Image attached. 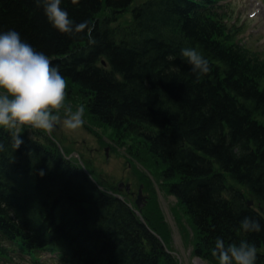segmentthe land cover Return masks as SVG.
Listing matches in <instances>:
<instances>
[{"label": "trees", "instance_id": "1", "mask_svg": "<svg viewBox=\"0 0 264 264\" xmlns=\"http://www.w3.org/2000/svg\"><path fill=\"white\" fill-rule=\"evenodd\" d=\"M134 1L62 0L76 23L92 27L94 44L86 32H57L34 0H0V31L16 30L47 55L75 87L66 95H78L94 124L141 139L162 164L165 191L196 231L195 256L217 264L219 237L225 246L254 244L256 264H264V216L246 204L264 202V62L223 35L220 23L197 14L203 0L130 8ZM183 48L199 51L210 72L197 79ZM13 135L0 129V243L16 237L21 249L58 250L62 264H177L127 206L53 145H45L53 153L45 149L39 133L33 140L19 135L17 149ZM155 216L150 225L164 239ZM246 216L261 231L244 232Z\"/></svg>", "mask_w": 264, "mask_h": 264}, {"label": "clouds", "instance_id": "2", "mask_svg": "<svg viewBox=\"0 0 264 264\" xmlns=\"http://www.w3.org/2000/svg\"><path fill=\"white\" fill-rule=\"evenodd\" d=\"M41 8L48 23L57 32L69 36L87 34L89 44H94L92 27L87 21L76 23L66 10L61 7L62 0H34ZM181 56L191 66L197 79L210 72L206 58L195 48L181 49ZM66 82L59 67L52 65L43 52L37 51L24 41L14 29L0 31V127L15 130L18 126H30L42 130L49 136L61 123L58 110L64 104ZM84 106H80L67 119L62 121L68 129H79L84 124ZM23 141L19 132L13 135L15 149ZM4 150L0 143V151ZM244 232H259V221L244 217L240 221ZM212 256L218 264H256L257 248L254 244L241 240L239 244H228L217 238Z\"/></svg>", "mask_w": 264, "mask_h": 264}, {"label": "rangeland", "instance_id": "3", "mask_svg": "<svg viewBox=\"0 0 264 264\" xmlns=\"http://www.w3.org/2000/svg\"><path fill=\"white\" fill-rule=\"evenodd\" d=\"M142 1L136 0L139 3ZM248 9L250 10V6H248ZM129 17L130 9L123 14L120 20L125 24L129 22ZM260 22L264 27V20H260ZM262 37H264L263 33H257L255 38H253L252 46L254 50L259 51L255 46L260 47L259 41L263 39ZM255 42H257L256 45ZM66 88L72 89L73 92L75 91L73 90L75 87L69 86L67 83ZM2 93L3 90H0V94ZM80 104L78 95L70 93L65 96V101L61 108L53 110L61 118V123L57 125L56 130L52 133L54 145H59L66 154H70L76 164H80L76 156L79 157L82 162L80 165L88 172L93 173V178L96 182L105 191H111L113 194L122 197L126 204H131L128 200L132 202L133 198L128 196L129 194L124 189L117 191V184L120 183L123 186L124 183H128L130 185V193H136L139 186L142 185L143 192L148 199L150 186L153 187L154 191H151L153 198L147 204V208L155 212L156 218L161 217V228L167 233V237H164L165 244L170 249H173L174 255L178 259L177 261L181 262V264H216L215 261L198 260L190 252L192 251L196 232L190 226L188 217L184 214L179 203L165 192L166 184L160 178L163 170L150 156L140 138L124 131L116 132L111 128H100L96 124L91 125L94 122H91L85 113L83 116L84 124L79 129L72 130L63 125L62 121L75 112L81 106ZM32 131L39 133L42 141L48 137L47 133L42 130L32 129ZM96 134H98L99 138H97ZM146 178L149 180L150 186L144 182ZM236 188L238 191H244V188L238 185H236ZM131 205L136 208L133 204ZM255 205L263 206L264 209V204L255 202ZM143 210L145 215L151 217L150 212L145 207ZM148 220L149 222L151 221L150 218Z\"/></svg>", "mask_w": 264, "mask_h": 264}, {"label": "water", "instance_id": "4", "mask_svg": "<svg viewBox=\"0 0 264 264\" xmlns=\"http://www.w3.org/2000/svg\"><path fill=\"white\" fill-rule=\"evenodd\" d=\"M248 205L252 204L250 201L247 202Z\"/></svg>", "mask_w": 264, "mask_h": 264}]
</instances>
